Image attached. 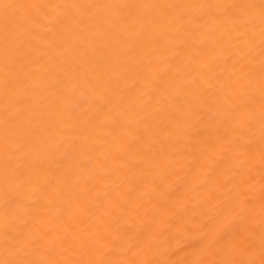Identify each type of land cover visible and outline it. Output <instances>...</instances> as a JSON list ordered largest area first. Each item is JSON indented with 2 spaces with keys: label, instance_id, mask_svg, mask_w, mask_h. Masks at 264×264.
<instances>
[{
  "label": "bare ground",
  "instance_id": "obj_1",
  "mask_svg": "<svg viewBox=\"0 0 264 264\" xmlns=\"http://www.w3.org/2000/svg\"><path fill=\"white\" fill-rule=\"evenodd\" d=\"M0 264H264V0H0Z\"/></svg>",
  "mask_w": 264,
  "mask_h": 264
}]
</instances>
